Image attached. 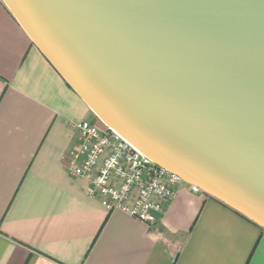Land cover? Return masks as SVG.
Instances as JSON below:
<instances>
[{
  "label": "water",
  "instance_id": "water-1",
  "mask_svg": "<svg viewBox=\"0 0 264 264\" xmlns=\"http://www.w3.org/2000/svg\"><path fill=\"white\" fill-rule=\"evenodd\" d=\"M90 113L264 230V0H1Z\"/></svg>",
  "mask_w": 264,
  "mask_h": 264
},
{
  "label": "crops",
  "instance_id": "crops-1",
  "mask_svg": "<svg viewBox=\"0 0 264 264\" xmlns=\"http://www.w3.org/2000/svg\"><path fill=\"white\" fill-rule=\"evenodd\" d=\"M95 117L0 0V264H264V230L181 184L148 225L67 174Z\"/></svg>",
  "mask_w": 264,
  "mask_h": 264
},
{
  "label": "built area",
  "instance_id": "built-area-1",
  "mask_svg": "<svg viewBox=\"0 0 264 264\" xmlns=\"http://www.w3.org/2000/svg\"><path fill=\"white\" fill-rule=\"evenodd\" d=\"M78 133L79 147L65 157L67 174L87 181L86 194L108 211H121L152 225L181 178L148 159L119 133L91 120L70 123Z\"/></svg>",
  "mask_w": 264,
  "mask_h": 264
},
{
  "label": "trees",
  "instance_id": "trees-1",
  "mask_svg": "<svg viewBox=\"0 0 264 264\" xmlns=\"http://www.w3.org/2000/svg\"><path fill=\"white\" fill-rule=\"evenodd\" d=\"M96 122L99 126H102V124H100V122L96 119ZM236 212V211H235ZM238 213V212H237Z\"/></svg>",
  "mask_w": 264,
  "mask_h": 264
},
{
  "label": "rangeland",
  "instance_id": "rangeland-1",
  "mask_svg": "<svg viewBox=\"0 0 264 264\" xmlns=\"http://www.w3.org/2000/svg\"><path fill=\"white\" fill-rule=\"evenodd\" d=\"M101 124V123H100ZM103 127H105L103 124H102Z\"/></svg>",
  "mask_w": 264,
  "mask_h": 264
}]
</instances>
